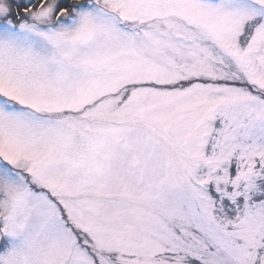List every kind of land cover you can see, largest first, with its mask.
<instances>
[{
  "label": "snow or ice",
  "instance_id": "6c2138e0",
  "mask_svg": "<svg viewBox=\"0 0 264 264\" xmlns=\"http://www.w3.org/2000/svg\"><path fill=\"white\" fill-rule=\"evenodd\" d=\"M0 264H264V0H0Z\"/></svg>",
  "mask_w": 264,
  "mask_h": 264
}]
</instances>
